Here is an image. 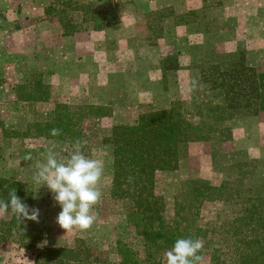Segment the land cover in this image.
<instances>
[{"label": "rangeland", "instance_id": "374dc122", "mask_svg": "<svg viewBox=\"0 0 264 264\" xmlns=\"http://www.w3.org/2000/svg\"><path fill=\"white\" fill-rule=\"evenodd\" d=\"M58 1L67 0H42V4H54L60 11L63 5ZM71 1L90 5L86 16L104 18L110 25L107 33L92 29L90 21L79 32L83 34L62 40L63 25L54 14L49 16L53 36L46 33L50 28L45 22L36 19L39 34L35 42L32 38L25 47L16 42L15 53L7 46L1 51L0 59L11 68L0 66V177L26 185L29 209L40 212L38 222L25 220L26 225L43 230L38 247H72L82 239L103 261L118 262L119 240L140 252L144 246L127 221L129 203L111 195L113 146L107 139L113 127L134 124L142 113L167 109L177 101L186 115L199 123L198 107L220 99L219 91L203 80V64L230 66L240 53L247 58L249 43L243 40L244 33L264 38V0H163L161 7L172 8L174 13L167 12L161 20L152 14L161 8L156 7L158 0ZM259 10L262 21L255 23L254 13ZM84 13L69 9L66 21L72 18L82 23ZM256 45L252 55L260 48ZM170 54L178 56L181 68L170 70L164 78L160 61ZM39 79L51 85L50 100H23L18 87ZM58 105L63 107L59 110ZM97 107H104L109 115L95 116ZM56 110L73 117L75 136L60 137L45 130L44 125L56 118ZM81 115L85 116L82 126L77 122ZM77 145L84 155L103 163L98 184L102 195L93 208L91 227L66 232L56 222L61 209L54 194L46 185L39 188L33 176L49 151L63 161ZM247 168L251 170L249 182L264 191V110L224 123L209 141L192 143L177 170L157 174L156 192L165 198L172 218L174 193L183 181L202 178L219 186L224 180L240 178ZM220 206L219 202L206 203L202 221L209 220ZM11 217V213L0 215V223ZM18 243L15 239L5 242L0 264H34L31 250ZM199 264L213 263L205 257Z\"/></svg>", "mask_w": 264, "mask_h": 264}, {"label": "trees", "instance_id": "16d2710c", "mask_svg": "<svg viewBox=\"0 0 264 264\" xmlns=\"http://www.w3.org/2000/svg\"><path fill=\"white\" fill-rule=\"evenodd\" d=\"M58 3L63 5L62 10L51 4L47 13L58 15L66 36L80 32L90 21L96 31L110 26L104 18L95 20V16L90 19L86 16L90 5L85 7L71 0ZM69 9L85 11L82 23H75L72 18L66 21ZM167 12L172 15L174 10L162 8L152 14L161 20L168 16ZM235 58L237 61L230 66L223 62L203 64V80L213 91H219L220 99L198 107L199 123L193 122L177 101L167 109L142 113L134 124L114 126L107 139L113 146L111 195L129 203L127 221L143 243V252L119 240V261L112 262L103 261L82 239L72 247H38L43 230L26 225L25 220L20 222L14 214L0 223V250L8 239H15L20 247L31 250L34 264H166L165 253L174 242L191 238L203 241L198 253L201 260L207 257L213 264H264V191L249 182L250 169L240 172V178L224 180L219 186L202 178L183 181L174 193L172 218L168 216L165 198L156 192L157 174L177 170L192 143L209 141L224 123L258 115L264 110V86L257 69L248 65L244 53ZM160 64L164 78L170 70L181 68L180 59L174 54L164 57ZM32 83L18 87L23 100H50V84L43 79ZM57 107L60 110L63 105ZM95 109V116L107 114L104 107ZM59 110H56V118L44 125L45 130L52 133L53 129H58L60 137L75 136L77 131L71 125L73 117L68 113L63 116ZM82 118L85 116L78 117L79 125ZM44 128L39 129L43 132ZM4 132L9 133L6 129ZM25 187L22 182L0 177V200L7 201L9 193L15 190L27 204ZM210 202H219L221 206L204 223L202 208Z\"/></svg>", "mask_w": 264, "mask_h": 264}, {"label": "clouds", "instance_id": "9594fccd", "mask_svg": "<svg viewBox=\"0 0 264 264\" xmlns=\"http://www.w3.org/2000/svg\"><path fill=\"white\" fill-rule=\"evenodd\" d=\"M52 135L59 134L58 129ZM104 166L100 160L84 155L79 146L63 161H58L56 154L49 151L46 162L40 165L33 176L39 188L46 185L54 194L55 202L60 206L56 222L64 230L73 228L87 230L95 220L92 214L94 206L101 198L98 188ZM14 214L17 220L39 221V209L29 206L17 196L16 191L9 193L7 201L0 200V215ZM203 248L200 239L179 238L170 250L165 253L166 264H198Z\"/></svg>", "mask_w": 264, "mask_h": 264}, {"label": "crops", "instance_id": "0c3cea01", "mask_svg": "<svg viewBox=\"0 0 264 264\" xmlns=\"http://www.w3.org/2000/svg\"><path fill=\"white\" fill-rule=\"evenodd\" d=\"M158 3L159 5H156V7L158 6L157 8H160L163 0H158ZM48 6L49 5L42 4V0H0V54L3 53H1L2 49L5 48L4 50H6L7 47L11 49L10 52L15 53L14 48L16 42L22 43L24 47L26 44L30 46L29 44L32 38L35 42L39 34L36 29L38 25L36 19L43 20L45 26L50 28V30H46V33H48L50 37L53 36V20L50 19L51 17L49 18V16L52 15H48L47 13ZM152 7L155 8V5L153 4ZM160 9H162V7ZM261 15V10L254 13L255 17L253 20L255 23L262 21ZM246 21L250 20L247 18ZM107 31L108 29H105L98 31V33L106 34ZM79 34L83 33L75 32L69 36L65 35L62 36V40H70V38H75ZM243 37L245 38L243 40L249 43V45H247V63L257 69L264 86V38L251 37L248 31L244 33ZM256 43L260 48L255 52L256 55H252L251 52L257 48ZM32 47L33 45L31 48ZM10 65L11 64H8L3 58L0 59V66H3V69L6 70V68H11ZM239 122L240 120L237 121L238 124H240ZM242 124H245L244 121H242Z\"/></svg>", "mask_w": 264, "mask_h": 264}, {"label": "built area", "instance_id": "2783aa9c", "mask_svg": "<svg viewBox=\"0 0 264 264\" xmlns=\"http://www.w3.org/2000/svg\"><path fill=\"white\" fill-rule=\"evenodd\" d=\"M115 1H118V0H115Z\"/></svg>", "mask_w": 264, "mask_h": 264}]
</instances>
